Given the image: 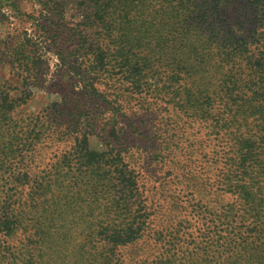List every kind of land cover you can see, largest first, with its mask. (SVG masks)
<instances>
[{
	"label": "trees",
	"instance_id": "obj_1",
	"mask_svg": "<svg viewBox=\"0 0 264 264\" xmlns=\"http://www.w3.org/2000/svg\"><path fill=\"white\" fill-rule=\"evenodd\" d=\"M3 1L0 0V3ZM15 1L12 0L10 5L15 6ZM37 4L42 7L38 14L41 12L45 21H39L38 25L44 31L49 34L55 31H76L67 34V41L69 44L76 43L78 52L74 57L71 51L63 52L64 55L61 52V60L69 68L78 65L73 72L77 82L83 86L81 93L84 98H74L66 93L62 97L63 102L53 103L48 112L29 114L24 120L16 112L19 106L27 103L30 94L24 93L22 97L19 95L21 93L16 95L8 89L7 84L1 85L0 167L10 172V180L5 184V209L0 215V246L14 258L20 257V264H63L64 260L59 257V245L56 250L53 248L52 240L47 238L45 225H37L39 221L29 222L32 213L40 209L41 213H50L51 208L56 209L59 205L56 193V186L60 185L59 177L43 173L46 151L55 144L69 140L87 141L89 133L83 131L82 123L91 124L95 121L100 125L105 122L101 114L97 115L89 106L101 97L98 102L102 106L117 109L118 105L108 97V90L127 85V90L124 89L125 97L146 96L141 87V78L154 62L168 66L171 72L167 76L171 81L180 79L182 69L190 70L182 64L192 62L190 68L197 67L200 72H204L207 60L205 45L201 49L194 47L191 56L184 50L193 32L194 35L203 32L208 34L207 43L211 38H214L213 42L217 40L222 49L220 61H242L252 80L241 83L245 72L239 66L238 71L216 84L214 89L209 88L208 95L201 94L200 97L204 99L192 106H196V113L203 121L207 120L212 104L221 95L227 96L232 102L219 106V112L227 111L234 119L238 118L240 110L249 111L246 101L241 102L232 97L237 91L249 92L252 103L264 101V0H37ZM17 9L19 13L25 14L19 4ZM250 9L254 10L251 17L248 13ZM34 19H38L37 15ZM72 19L76 20L75 24ZM213 32L216 35H211ZM168 41H179V45L177 47ZM30 54L28 44L19 43L15 46L12 42L2 51L1 59L11 69L19 67L29 73L23 77L26 81L30 76L35 79L33 74L36 66L34 61H30ZM123 101L128 102V99L120 101V109H123ZM259 108L264 113V107L260 105ZM66 109L69 111L65 112ZM172 123V115L162 117L156 127L158 131L148 137L155 150L157 164L161 166H164L170 150L172 153L175 149L174 137L178 133L172 131H176ZM162 130L164 139H160ZM255 141L264 143V137L256 140L250 135L245 146L238 149L240 178L247 174V163L257 159L255 157L259 147H256ZM83 148L87 163L95 166L99 174L108 165L112 187H115L112 198L115 207L111 221L102 227L97 251L99 255L93 253L90 261L94 264H127L128 259L135 260L139 251L148 245L142 244L148 236L149 219L155 213V210L148 209L143 199L144 192L139 185L140 170L133 162L135 154L129 149L108 145L101 149L90 146ZM70 153L65 151L58 154L52 167L58 169L64 165ZM186 156L189 160L190 157ZM184 163L179 167L181 175L178 184H182L187 193H194V175L189 164ZM237 186L244 190L245 195L248 194L245 184ZM172 196H163V200H167L171 207L170 212L163 213L160 218L165 229L178 221L176 215L179 216L186 203ZM194 204L199 205V208L203 204L207 206L201 197ZM221 209L223 213L220 214L228 217L227 225L240 231V244H244L243 247L253 253L249 252L254 257L250 262L264 264V218H260V212L251 211L255 220L246 226L247 218L243 212L231 217L228 207ZM218 213L216 211L205 215V221H213ZM248 231L256 232L261 242L252 239ZM18 234L24 235L26 242L14 250L10 239L16 238ZM163 238L162 234L158 237L159 241ZM73 254L77 256V249ZM167 263L171 264V261L165 260Z\"/></svg>",
	"mask_w": 264,
	"mask_h": 264
},
{
	"label": "rangeland",
	"instance_id": "obj_2",
	"mask_svg": "<svg viewBox=\"0 0 264 264\" xmlns=\"http://www.w3.org/2000/svg\"><path fill=\"white\" fill-rule=\"evenodd\" d=\"M15 2V6L10 5L12 0L0 3V89L5 83L16 95L21 93L19 95L23 97L24 93L30 94L27 103L19 106L16 112L19 118L25 120L29 114L48 112L53 103L63 102L62 97L66 93L74 98L84 96L81 93L83 86L77 82L73 72L78 65L69 68L61 60V52L65 54L71 51L72 57L78 52V45L67 41V34L76 31L49 34L38 25L39 21H45L41 12L38 14L42 7L37 4V0ZM18 4L25 14L19 13ZM248 13L251 17L254 10L250 9ZM36 15L38 19H34ZM74 19L72 21L75 24ZM211 35L216 34L213 32ZM207 36L204 32L197 35L191 33L184 49L191 56L194 47L201 49L205 45L207 60L204 72H200L197 67L190 68L192 62L182 64L190 70L182 69L180 79L171 81L167 76L171 72L168 66L156 61L141 78V87L146 96L125 97L127 85L114 87L113 92L108 90V97L118 105L116 110L102 106L98 102L101 97L89 106L94 113L101 114L107 123H82L83 131L89 133L87 141L69 140L55 144L46 151L43 173L59 177L60 185L56 186L59 205L56 209L51 208L50 213H41V209L32 213L29 222L39 221L37 225H45L47 238L52 240L53 248L56 250L59 245V257L64 260L63 264H94L90 258H93V253L99 255L97 251L102 227L110 223L115 207L112 199L115 187H112L108 165L99 174L95 166L87 163L83 147L101 149L107 145L129 149L135 154L133 162L140 170L139 185L144 192L143 199L150 211L155 210L149 219L146 242L142 244L148 245L139 251L135 260L128 259L127 264H165V260H170L171 264H253L250 262L254 258L253 253L249 251L251 255L243 247L244 244H240V231L228 226V217L220 212L223 213L221 207H228L231 217L243 212L247 218L246 226L255 220L251 211L260 212V218H264V143L255 141L256 147H259L257 159L247 163V174L242 178L239 177L241 172L237 165L238 149L245 146L247 138L250 135L256 140L264 137V113L259 108L260 105L264 107V101L252 103L249 92L237 91L232 97L241 102L246 101L249 111L240 110L238 118L234 119L227 111L219 112V106L232 102L227 96L221 95L212 104L207 120L201 119L196 113V106L192 104L201 102L204 99L200 97L201 94L208 95L209 88L214 89L216 84L238 71L239 66L245 72L241 83L252 81L242 61L222 63L221 47L217 40L213 42L214 38L207 43ZM12 42L15 46L19 43L29 45L30 61H34L36 66L33 74L35 79L30 76L24 81L23 77L29 73L19 67L11 69L1 59L2 51ZM167 43L179 45V41ZM119 99H128V102H122L123 109H120ZM171 115L172 126L176 129L172 131L178 135L174 137L175 149L172 153L170 150L164 166H161L157 164L156 153L148 137L158 131L156 127L162 117ZM155 118L158 119L153 120ZM164 137L162 130L160 139ZM65 151L71 153L67 155L64 165L58 169L52 167L57 155ZM184 162L189 164L194 175V193H187L183 185L178 184L181 175L179 167ZM9 173L0 167V215L5 209V184L10 180ZM244 184L248 192L246 195L237 186ZM167 194L186 201L183 211L178 217L176 215L178 221L169 229H165L160 219L163 213L170 212L168 201L163 200ZM200 197L207 206L203 204L199 208V205L194 204ZM216 211L221 218L216 215L213 221H205V215ZM158 232L164 237L162 241L158 239ZM248 233L252 239L261 242L256 232ZM23 242H26L24 235L18 234L16 238L10 239L14 250ZM76 249L78 254L74 256ZM0 264H20V257L14 258L0 246Z\"/></svg>",
	"mask_w": 264,
	"mask_h": 264
}]
</instances>
